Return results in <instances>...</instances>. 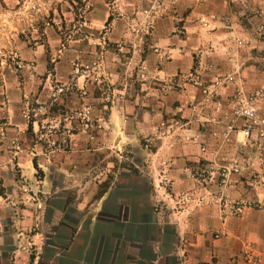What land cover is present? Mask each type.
Returning a JSON list of instances; mask_svg holds the SVG:
<instances>
[{
    "label": "crops",
    "instance_id": "0c3cea01",
    "mask_svg": "<svg viewBox=\"0 0 264 264\" xmlns=\"http://www.w3.org/2000/svg\"><path fill=\"white\" fill-rule=\"evenodd\" d=\"M170 1L154 27L167 56L144 57L154 79L145 106L131 91L100 109L105 96L89 82L88 95H80V80L76 92L60 96L47 82L33 90L28 61L41 70L43 57L34 58L15 32H0V46L18 44L24 67L20 79L7 70L0 81V264H264V141L244 142L240 133L232 142L185 140L198 130L192 114L219 116L238 95L264 92V34L257 32L264 0ZM191 69L196 83L185 78ZM220 75L234 81L214 87L215 100L206 104L198 86L211 88ZM168 80L177 85L161 91ZM31 92L40 107L26 121L21 113ZM256 100L264 116V97ZM86 103L101 125L93 138L72 119ZM157 123L167 137L157 138ZM126 147L142 155L132 159L133 171L121 165L95 174L97 165L111 167L108 148ZM199 161L228 163L239 174L201 181L190 168Z\"/></svg>",
    "mask_w": 264,
    "mask_h": 264
},
{
    "label": "rangeland",
    "instance_id": "374dc122",
    "mask_svg": "<svg viewBox=\"0 0 264 264\" xmlns=\"http://www.w3.org/2000/svg\"><path fill=\"white\" fill-rule=\"evenodd\" d=\"M167 2L170 5L174 4L170 0H0V32H15V41L24 43L30 52H34V58L35 55L43 57L42 61H39L43 66L41 70L37 69L38 62L28 61L29 73L33 74L35 80L33 90L47 82L53 90V95L60 96L72 90L76 92L75 84L80 80L84 84L83 89L77 91L80 95H88L85 84L89 82L92 83L93 93L99 97L105 96L103 102L96 103L100 109L104 104L108 105L113 100L122 99L120 95L127 96L131 91L137 92L139 105L145 106L149 102L147 93L154 84V79L143 64L144 57L148 53L158 56L160 51L161 56H167L165 50L157 46L154 40L156 21L167 12ZM92 21L100 24L97 29H90ZM175 23L180 25V22ZM261 25L264 23L258 26L259 34ZM37 50L39 53H35ZM21 55L18 44L13 46L8 41L7 47L0 46V81L4 78L2 72L5 74L7 70L20 79L24 68L21 64L23 61ZM197 57L196 52L192 54L191 59L197 63ZM190 73L188 77L185 75V78L196 83L198 73L194 69H191ZM125 75L130 79V84L122 83L121 78ZM224 76L228 75L215 77ZM166 82L160 89L163 92L177 85L169 80ZM227 84L230 83H222L219 86ZM198 87L206 104L215 100L214 91L212 96L205 97L202 86ZM258 92L261 95L257 96ZM32 93L34 94L31 92V95L25 98L24 110L21 113L26 121L30 119L28 115L31 114V110L40 107L35 103ZM254 95L256 97L253 104L256 108V99H262L264 92L257 91ZM234 102L219 116L206 112L192 114L190 120L198 130L185 140L202 142L204 139L215 142L223 138L232 142L231 134L236 137L242 126L241 120L232 116L230 118ZM105 110L107 111L106 107ZM226 114L229 117H226ZM72 119L78 122L81 131L91 133V138L101 129L100 121L93 116V107L90 103L79 107ZM163 119H168L167 115ZM215 126L223 127L222 131L217 132ZM154 127L157 138L167 137L168 133L162 123H157ZM157 138L154 136V143ZM251 139L241 138L244 142ZM138 141H141V146L150 144L145 138H139ZM229 154L230 149L224 152L226 157ZM105 158L111 163V167L97 165L95 174H112L119 167L122 168L121 165L133 171L132 159L140 162L142 155L135 152L132 147L123 150L108 148ZM225 166L229 164L215 165L205 161L190 163V168L198 179L210 181L213 178L216 183H219L222 168Z\"/></svg>",
    "mask_w": 264,
    "mask_h": 264
},
{
    "label": "built area",
    "instance_id": "2783aa9c",
    "mask_svg": "<svg viewBox=\"0 0 264 264\" xmlns=\"http://www.w3.org/2000/svg\"><path fill=\"white\" fill-rule=\"evenodd\" d=\"M260 32L264 34V25L260 26ZM233 81L234 78L232 76H224L223 78L215 77L213 80V87H217L226 82L232 83ZM201 86L202 91L206 96H210L212 94V88H203V85ZM256 95L259 96L261 93L258 92ZM255 97L256 96L254 95L253 98L247 99L241 95H238L235 98L230 118L232 116L234 119L241 120L242 126L238 133L241 134L242 139L247 140L250 138H255L264 141V116L258 113V110L253 104ZM226 117H229V115L226 114ZM233 174H239V169L236 166L229 164V166L223 167L219 183L228 180ZM187 200H189V198H186L184 201Z\"/></svg>",
    "mask_w": 264,
    "mask_h": 264
},
{
    "label": "trees",
    "instance_id": "16d2710c",
    "mask_svg": "<svg viewBox=\"0 0 264 264\" xmlns=\"http://www.w3.org/2000/svg\"><path fill=\"white\" fill-rule=\"evenodd\" d=\"M2 193H3V188L0 185V194H2Z\"/></svg>",
    "mask_w": 264,
    "mask_h": 264
}]
</instances>
